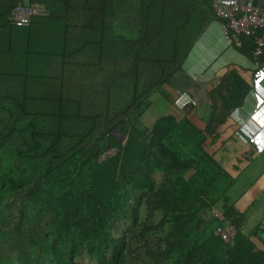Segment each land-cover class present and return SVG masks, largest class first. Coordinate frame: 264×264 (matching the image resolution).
<instances>
[{"label":"trees","instance_id":"16d2710c","mask_svg":"<svg viewBox=\"0 0 264 264\" xmlns=\"http://www.w3.org/2000/svg\"><path fill=\"white\" fill-rule=\"evenodd\" d=\"M18 4L47 15L17 26ZM213 18L211 0H0V264H264L235 206L253 142L211 151L163 94Z\"/></svg>","mask_w":264,"mask_h":264},{"label":"crops","instance_id":"0c3cea01","mask_svg":"<svg viewBox=\"0 0 264 264\" xmlns=\"http://www.w3.org/2000/svg\"><path fill=\"white\" fill-rule=\"evenodd\" d=\"M237 2L242 8L249 5L264 11V0ZM238 40L239 47L228 45L219 21L213 18L163 94L168 111L173 110L176 119L184 116L206 132L211 151L216 153L235 133L237 141H229L237 150L235 157L250 152V145L245 143L253 142L258 154L246 167L244 180V174L241 176L239 183L248 188L235 206L247 212L246 233L253 234L258 226L262 229L253 241L264 250V74H259L264 73V66L256 71L245 53L253 47L251 40L243 35Z\"/></svg>","mask_w":264,"mask_h":264},{"label":"built area","instance_id":"2783aa9c","mask_svg":"<svg viewBox=\"0 0 264 264\" xmlns=\"http://www.w3.org/2000/svg\"><path fill=\"white\" fill-rule=\"evenodd\" d=\"M211 8L215 18L219 21L225 41L231 45L239 47L238 37L243 35L253 39V49L251 57L255 68H261L258 62L264 50V11L249 5L240 7L237 0H211ZM45 16L47 10L42 4L22 5L18 4L10 19L17 26H26L32 16ZM262 70V69H261ZM264 74V73H259ZM112 153V152H111ZM211 214L218 220H222V215L212 209ZM234 228L231 225L224 228H217L216 233L228 242L234 235Z\"/></svg>","mask_w":264,"mask_h":264},{"label":"rangeland","instance_id":"374dc122","mask_svg":"<svg viewBox=\"0 0 264 264\" xmlns=\"http://www.w3.org/2000/svg\"><path fill=\"white\" fill-rule=\"evenodd\" d=\"M154 118H155V117H154ZM112 133H113L114 136L117 137L118 139H120V140L123 139V136H122L118 131H115V130H114ZM251 169H252V168H250V170H251ZM251 176H253V174H252ZM242 177H243V180H244V179H245V174H244ZM239 182H241V180H240V181H237L234 187L238 188V187H240V186L243 185V184H241V183H239ZM245 185H247V184L245 183ZM258 234H259V233H258ZM130 262H131V264H142V261H140V260H138V259H131ZM143 262H144V261H143Z\"/></svg>","mask_w":264,"mask_h":264},{"label":"clouds","instance_id":"9594fccd","mask_svg":"<svg viewBox=\"0 0 264 264\" xmlns=\"http://www.w3.org/2000/svg\"><path fill=\"white\" fill-rule=\"evenodd\" d=\"M216 19V18H215ZM229 45V44H228ZM230 46H235L234 44H231ZM237 47V46H236ZM253 49V48H252ZM252 51V50H251ZM252 63H253V61H252Z\"/></svg>","mask_w":264,"mask_h":264}]
</instances>
